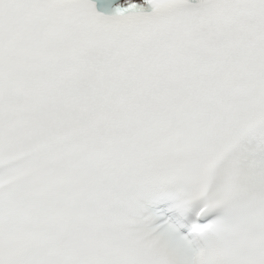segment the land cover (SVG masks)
I'll list each match as a JSON object with an SVG mask.
<instances>
[{"label": "snow or ice", "instance_id": "snow-or-ice-1", "mask_svg": "<svg viewBox=\"0 0 264 264\" xmlns=\"http://www.w3.org/2000/svg\"><path fill=\"white\" fill-rule=\"evenodd\" d=\"M0 264H264V0H0Z\"/></svg>", "mask_w": 264, "mask_h": 264}]
</instances>
